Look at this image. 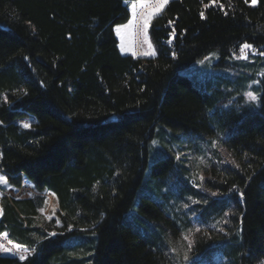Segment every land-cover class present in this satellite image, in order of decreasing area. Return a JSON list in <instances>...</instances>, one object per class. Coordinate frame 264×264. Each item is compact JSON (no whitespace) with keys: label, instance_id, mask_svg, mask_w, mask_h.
Listing matches in <instances>:
<instances>
[{"label":"trees","instance_id":"obj_1","mask_svg":"<svg viewBox=\"0 0 264 264\" xmlns=\"http://www.w3.org/2000/svg\"><path fill=\"white\" fill-rule=\"evenodd\" d=\"M124 1L0 0V264H264V82L254 111L214 126L221 91L183 72L264 50V0H170L153 57L121 53ZM218 131L228 155L171 192L174 150Z\"/></svg>","mask_w":264,"mask_h":264},{"label":"rangeland","instance_id":"obj_2","mask_svg":"<svg viewBox=\"0 0 264 264\" xmlns=\"http://www.w3.org/2000/svg\"><path fill=\"white\" fill-rule=\"evenodd\" d=\"M124 3L130 11V19L127 23L115 27V33L120 39L119 47L121 53L123 55L143 57L157 55V49L150 37L149 30L153 18L163 11L161 2L157 0H125ZM250 3L256 5L253 0ZM133 5L136 6L135 9H133ZM145 20L148 21L147 27H144ZM245 44L250 47H243ZM126 46H130L131 49L126 48ZM201 61H204V63H201ZM183 72L204 92L214 95L217 91H221V94H218L219 99L215 98L212 105L208 107V114L212 119V124L215 126L214 117L223 118L231 113L244 116L259 106L264 82V50H260L258 47L252 46V44L244 43L238 51H232L231 55L222 62L220 61L219 53L212 52L192 63ZM248 92L254 93L258 97V102L251 100L246 95ZM222 98H227V100L222 101ZM167 132L170 133L171 131L167 129ZM156 138L152 143L156 147L161 148V142ZM191 138H193L192 144L194 147L184 144L183 147L174 150L176 159L182 161L183 167L178 168L176 172H173L165 179L166 187H169L168 189L176 194L181 191L182 198L190 193L182 191L184 190L185 182L187 184L190 183L189 185L191 186L198 184V187H201L206 177L203 165L209 159L211 160L218 155L224 158L228 155L225 148L221 145V140L217 139L222 138V132L220 131H218V135L212 137L192 136ZM195 138L200 139L195 140ZM208 138L212 139L209 140ZM154 160L156 159L152 151L150 166ZM181 170H183L184 175L180 173ZM163 190L165 192V189ZM178 203H183V201L180 200ZM178 203L173 204L175 211H177V215L180 218L184 219L189 215V212L184 206L178 205ZM193 223L195 224V222ZM91 239L90 236L81 238L79 241L93 244ZM76 240L78 241V238Z\"/></svg>","mask_w":264,"mask_h":264},{"label":"snow or ice","instance_id":"obj_3","mask_svg":"<svg viewBox=\"0 0 264 264\" xmlns=\"http://www.w3.org/2000/svg\"><path fill=\"white\" fill-rule=\"evenodd\" d=\"M167 2H168V0H164V3H167ZM255 2H256V0H253V3H255ZM132 7H133V9H135L136 6L133 5ZM205 7H207V5H205ZM201 16H202V18H203V17H204V13H201ZM169 23H171V21H170ZM147 24H148V21L145 20V22H144V27H147ZM243 47L247 48V47H250V46L247 45V44H245V45H243ZM172 55L175 56L176 53L173 52ZM206 59H207V58H206ZM201 63H204V61H201ZM246 95H247L248 97H250L251 100H253V101H257V102H258V97H257L254 93H252V92H248V93H246ZM23 127L28 128V127H30V124H29V123H24V124H23ZM0 182L7 183V180H6V178H4V177H0ZM240 196H241V198H243V193H242V192L240 193ZM18 247H19V246H18ZM21 259H24V257H21ZM185 259H187V256H185Z\"/></svg>","mask_w":264,"mask_h":264},{"label":"crops","instance_id":"obj_4","mask_svg":"<svg viewBox=\"0 0 264 264\" xmlns=\"http://www.w3.org/2000/svg\"><path fill=\"white\" fill-rule=\"evenodd\" d=\"M157 1L161 2V5L163 6L162 8L164 9V7L166 6V4H167L170 0H168L167 3H164V0H157ZM153 2H155V1H153ZM125 54H126V53H125Z\"/></svg>","mask_w":264,"mask_h":264}]
</instances>
